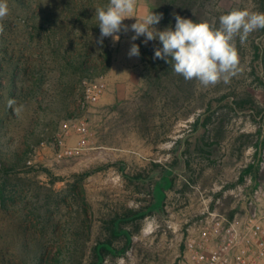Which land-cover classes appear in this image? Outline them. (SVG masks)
I'll return each instance as SVG.
<instances>
[{"label": "rangeland", "instance_id": "rangeland-1", "mask_svg": "<svg viewBox=\"0 0 264 264\" xmlns=\"http://www.w3.org/2000/svg\"><path fill=\"white\" fill-rule=\"evenodd\" d=\"M108 2L8 0L0 264H179L187 230L209 211L241 217L264 177V29L236 39L238 74L205 88L153 59L158 40L133 41L129 30L97 43L95 7ZM233 9L264 13V0H137L136 15L162 14L154 27L164 30L174 14L219 26ZM122 45L129 71L110 76ZM97 76L104 92L87 104L83 81ZM82 124L81 153L56 158L53 141L72 144Z\"/></svg>", "mask_w": 264, "mask_h": 264}, {"label": "clouds", "instance_id": "clouds-1", "mask_svg": "<svg viewBox=\"0 0 264 264\" xmlns=\"http://www.w3.org/2000/svg\"><path fill=\"white\" fill-rule=\"evenodd\" d=\"M137 0H109L104 6L95 7L100 37L97 43L103 44L106 37L118 42L117 33L131 30L133 41L143 36L144 43L158 40L162 47L156 48L153 59H161L171 65L173 72L186 81L196 80L205 88L223 81L229 83L240 71L236 39L240 44L247 41L249 35L264 29V13L233 9L219 16V26L207 21L194 22L174 14L175 28L171 26L158 30L162 14L152 11L136 15ZM8 0H0V34L4 32L2 21L9 15ZM136 18L130 28L125 19ZM77 32H79L77 30ZM129 56L140 55L139 46L131 45ZM14 99H9L8 107L19 116L23 106H16Z\"/></svg>", "mask_w": 264, "mask_h": 264}, {"label": "built area", "instance_id": "built-area-1", "mask_svg": "<svg viewBox=\"0 0 264 264\" xmlns=\"http://www.w3.org/2000/svg\"><path fill=\"white\" fill-rule=\"evenodd\" d=\"M103 81V76L83 81L85 103L99 100L104 92ZM76 131L70 145L63 137L53 141L56 158L73 157L84 149L86 128L82 124ZM27 163L32 165L30 160ZM255 186L249 208H244L241 217L229 219L209 211L197 226L187 230L179 264H264V177Z\"/></svg>", "mask_w": 264, "mask_h": 264}, {"label": "crops", "instance_id": "crops-1", "mask_svg": "<svg viewBox=\"0 0 264 264\" xmlns=\"http://www.w3.org/2000/svg\"><path fill=\"white\" fill-rule=\"evenodd\" d=\"M123 48V45L116 51V54L113 58V61H112V65L110 67V72L108 73V75H113L115 70L119 67H121V69H125L127 71H129V68H128V64L126 62H123V57L121 55L122 52H124V49H121ZM130 51V49H129ZM133 59L135 58L134 56H131Z\"/></svg>", "mask_w": 264, "mask_h": 264}, {"label": "trees", "instance_id": "trees-1", "mask_svg": "<svg viewBox=\"0 0 264 264\" xmlns=\"http://www.w3.org/2000/svg\"><path fill=\"white\" fill-rule=\"evenodd\" d=\"M75 6H76V4H75L74 2H72V1H68V2L66 3V7H67L68 9H72V8H74ZM107 67H108V66L103 67L102 69H100V71H101V72H106V71L108 70ZM92 68L97 69V66H93ZM87 72H88V69H87L86 73H87Z\"/></svg>", "mask_w": 264, "mask_h": 264}]
</instances>
